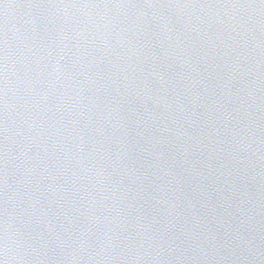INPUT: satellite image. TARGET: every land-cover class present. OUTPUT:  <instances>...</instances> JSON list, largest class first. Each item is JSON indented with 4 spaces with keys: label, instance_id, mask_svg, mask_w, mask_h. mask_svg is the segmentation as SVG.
<instances>
[{
    "label": "water",
    "instance_id": "95a60500",
    "mask_svg": "<svg viewBox=\"0 0 264 264\" xmlns=\"http://www.w3.org/2000/svg\"><path fill=\"white\" fill-rule=\"evenodd\" d=\"M0 264H264V0H0Z\"/></svg>",
    "mask_w": 264,
    "mask_h": 264
}]
</instances>
